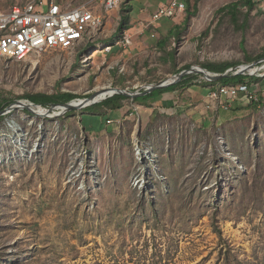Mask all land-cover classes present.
Here are the masks:
<instances>
[{
	"label": "rangeland",
	"instance_id": "374dc122",
	"mask_svg": "<svg viewBox=\"0 0 264 264\" xmlns=\"http://www.w3.org/2000/svg\"><path fill=\"white\" fill-rule=\"evenodd\" d=\"M144 1L131 0V18ZM182 1L183 20L150 27L159 41L180 28L151 81L205 62L256 63L255 103L223 99L229 109L219 110L211 88L196 85L158 109L130 102L116 119L96 120L99 133L82 126L84 109L44 118L20 104L0 115V264H264V0L242 10L245 29L219 12L238 0H198L196 14L197 0ZM123 11L110 12L105 28H118ZM85 50L76 61L61 50L0 61V100L84 99L111 86L109 72L146 80L138 61L129 73L121 61L109 70L103 50L83 64Z\"/></svg>",
	"mask_w": 264,
	"mask_h": 264
},
{
	"label": "built area",
	"instance_id": "2783aa9c",
	"mask_svg": "<svg viewBox=\"0 0 264 264\" xmlns=\"http://www.w3.org/2000/svg\"><path fill=\"white\" fill-rule=\"evenodd\" d=\"M11 1L13 4L7 10H0V61L21 62L49 50L67 51L69 58L76 61L79 50L86 47L79 56L86 64L96 52L112 51V44L104 42L110 37L105 32L107 15L131 5V0H80L78 5L74 0ZM185 11L186 3L182 0H166L141 26L149 29L162 19L181 21ZM132 39L131 30L127 29L113 41L127 48ZM250 88L248 83L218 85L210 89L208 98L213 105L227 109L223 99L234 101L243 94L245 100H257Z\"/></svg>",
	"mask_w": 264,
	"mask_h": 264
},
{
	"label": "trees",
	"instance_id": "16d2710c",
	"mask_svg": "<svg viewBox=\"0 0 264 264\" xmlns=\"http://www.w3.org/2000/svg\"><path fill=\"white\" fill-rule=\"evenodd\" d=\"M197 5H198V0L195 2V5H194L195 14L198 11ZM254 7H255V3L253 0H238L236 2H232L226 5L225 7L221 8L219 12L228 14L231 17L232 24L236 26L237 28L245 29V23L240 24L241 12L245 8H247L248 12H250ZM129 11L130 10L123 11L125 15L122 16L121 25H120L121 29L129 28L127 27L130 22V17L128 15ZM207 33L208 31L203 33V35ZM168 34H169V37H172L173 35L179 36L180 28L179 27H176L175 29L172 28L171 30L168 31ZM169 37H163V39L159 41V49L163 54H166L167 52L165 51V46L167 44ZM166 55L170 57L171 54H166ZM260 57H264V48H263V53L260 55ZM239 65L240 64L238 62H229V61L221 62V63L205 62L201 64V67H204L212 72L224 74L228 70L237 68ZM189 67L190 66H187L185 69ZM235 71L236 69L232 70L230 75H232ZM256 80H259V78L256 76L247 75V76L229 77L227 79H223L218 82H210L204 79L202 75H198L192 79L174 84L170 87L154 90L147 96L140 97L133 101H130V99L125 96H120V95H115L112 97L108 96L106 99L98 103H95L84 109V111L87 112L89 115H87L88 118L86 119H85V116L82 117V126L84 127L86 132H91V133L102 132L103 129L102 128L99 129L100 123H98L96 120L100 119V117H105L106 114H109V117L116 119L119 116V111L123 109L126 106V104H128L129 102H134L135 104L145 106L147 108L158 109V107L160 106V103L162 104L165 103L166 105H168L170 102H176L179 99L177 95L182 96V93L184 92V90L190 89L196 85H200L205 88L209 87L213 89V88H216V86L218 85L234 86V85H238L241 83H248L251 87V83ZM250 89L252 90V88ZM97 97H100V95H98ZM241 97L245 99L243 94L239 96V98ZM82 98L83 97L75 95L73 93H57V94H51V95L50 94H35V95H27L26 97V99L29 100L31 103H34L36 105H41L43 108H47V109H49L52 105H64V104L70 103L73 100L82 99ZM251 103H255V100H251ZM8 105H10V102L0 100V111L3 110ZM218 106H219V110L222 109L220 105ZM59 109L62 110V108H59ZM228 109L229 107L225 110H228ZM107 111L108 113H106ZM1 118L2 117H0V119ZM108 120L110 121V119ZM151 204H152L151 205L152 209L154 210L155 214H157V207L154 205V202L152 201ZM217 204H218V201L215 200V205ZM214 227L216 231L218 232V234L221 235L218 225L214 224ZM228 258L229 257L227 256L226 261H228Z\"/></svg>",
	"mask_w": 264,
	"mask_h": 264
},
{
	"label": "crops",
	"instance_id": "0c3cea01",
	"mask_svg": "<svg viewBox=\"0 0 264 264\" xmlns=\"http://www.w3.org/2000/svg\"><path fill=\"white\" fill-rule=\"evenodd\" d=\"M140 1V0H139ZM166 0H145L143 3V6L140 8L139 13L131 18L132 5L128 9L124 10H130L128 15L130 17V25L128 29L131 30V33L133 35L132 44L124 48L121 45L115 44L114 41L112 44V51L110 53H106V56L108 55L109 66L107 67L109 70L115 69L114 66L117 64L118 61H121L123 66L126 68L125 71L127 73L131 70V65L134 67L136 65V61L140 63L139 66H142V70L139 71V74L146 75V80L144 78L143 81L136 75L134 78H124V77H115L112 75V73L109 72L111 75V79H109V83L111 86L119 87V88H125L130 90H141L144 91V86L147 84H153V81H151L152 77H157L159 75V58L161 55L160 49H159V39L155 38V34H153L152 30L145 29L141 26L143 22H146L150 19V16L152 12H154L161 4H163ZM13 2L11 0H0V10H7L10 5H12ZM120 19L122 20V17L120 16ZM162 20H168V19H162ZM161 20V21H162ZM142 21V22H141ZM140 22V23H139ZM121 23H119V27L114 29H106L105 32L108 33L110 36L108 39H112L114 36V33L117 32L119 29L122 33L124 30L127 29H121L120 28ZM107 40V39H105ZM115 53H121L117 55L116 57H113ZM98 55V52L92 55V58ZM130 69V70H129ZM121 71H118L120 73ZM121 74V73H120ZM148 80H150L148 82ZM156 83V82H154ZM209 93V92H208ZM133 101V100H132ZM130 103V102H129ZM126 104V106L121 109L119 112H124L126 108L130 110V104ZM133 110L135 108H147L145 106H141L138 104H135L132 102Z\"/></svg>",
	"mask_w": 264,
	"mask_h": 264
},
{
	"label": "water",
	"instance_id": "95a60500",
	"mask_svg": "<svg viewBox=\"0 0 264 264\" xmlns=\"http://www.w3.org/2000/svg\"><path fill=\"white\" fill-rule=\"evenodd\" d=\"M255 65H256V63L243 66V67L239 68L238 70H236L232 75H230L232 70H228L226 73L221 74V73H217V72H212V71H210L204 67H201V66H195V67H192L189 71H184L183 73H180L179 75L173 76L169 79H166V80H163L160 82H156L153 84H147L144 86V89H145L144 91L130 90V89H125V88L110 86V87H108L109 91H107L108 89L103 88L102 91H95L92 95H90L87 98L76 99V100H73L70 103L64 104V105H52L49 109H47L49 113L55 114L57 112H55L54 110L59 109V108H62V111H60V113L57 115H53L54 117H50V115L49 116L47 115L44 118H58V117H61L62 115H65L69 112L85 109V108H87V107H89L95 103H98V102L106 99L108 96L112 97L115 95H120V96H125L131 100H135V99H138L140 97L147 96L148 94H150L154 90L170 87L174 84L192 79L198 75H202L204 77V79H206L207 81H210V82H218L220 80L227 79L229 77H235V76L254 75L257 71H259L258 69H255L256 68ZM108 92H111V93H108ZM104 93H108L109 95L105 96L101 100H98L97 96L104 94ZM76 101H80V102L77 103ZM18 104L20 105L21 101ZM29 104H30V106H33V107H42L41 105H36L34 103H29ZM18 108L19 107L17 105L10 104L7 107H5L3 110L0 111V115L4 114L6 112H10L12 110H16ZM25 110L34 114V112L29 109V106L26 107Z\"/></svg>",
	"mask_w": 264,
	"mask_h": 264
},
{
	"label": "bare ground",
	"instance_id": "6f19581e",
	"mask_svg": "<svg viewBox=\"0 0 264 264\" xmlns=\"http://www.w3.org/2000/svg\"><path fill=\"white\" fill-rule=\"evenodd\" d=\"M71 63H72V61L69 62V66H70ZM107 91H109V88H108ZM108 93H111V92H108ZM108 93L101 94L100 97H97V99L98 100L103 99L105 96H108L109 95ZM78 102H80V101H77V103ZM21 104H23V106H24L22 109H25L26 107L29 106V109L32 110L37 115H41V116H47L48 115V114H45V112H44L45 110H44L43 107H33V106H30L29 104H27L25 102H21ZM17 106L19 107L18 109L21 108L20 105H17ZM57 114H59V113H57ZM57 114H54V115H57Z\"/></svg>",
	"mask_w": 264,
	"mask_h": 264
}]
</instances>
